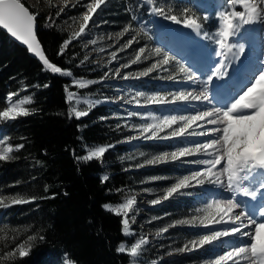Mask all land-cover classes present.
Listing matches in <instances>:
<instances>
[{"label": "snow or ice", "instance_id": "1", "mask_svg": "<svg viewBox=\"0 0 264 264\" xmlns=\"http://www.w3.org/2000/svg\"><path fill=\"white\" fill-rule=\"evenodd\" d=\"M62 3L63 7L59 8L54 17L52 15L45 17L44 27H53L56 19L63 15L69 7L80 6L84 7L85 11L82 13L79 30L72 32L62 41L57 52V55L61 57L66 54V50L73 41H79L86 37L91 27H100L96 17L99 15V10L107 5L108 0H89L87 3L85 0H77L75 4H70L69 0H62ZM226 4L230 7L240 5L243 10L219 14L220 27L216 30L215 36L209 37V39L214 40L217 46L214 49V55L221 59L213 61L207 72L198 76L199 69L194 70L190 64L182 63L177 60L176 56L170 55L161 47H155L149 52L148 45L145 44L138 47L133 59L116 68L111 75L112 78L124 80L139 79L157 70L167 72L170 66L176 65L178 71L184 74V82L189 83L190 88V82L199 81V91L195 89L178 90L168 94L171 99L156 93L147 97V103L160 107L199 102L202 105L200 110H192L187 115H165L162 118L145 117L152 122L140 124L138 126L139 135L128 137L125 141L130 142L132 139L188 140L187 145L177 147L170 153L163 152L156 155L146 160L145 165H137V167L155 166L163 163H194L199 166L197 170L183 175L168 186L160 198L149 201L151 205L163 203L177 195L185 194L188 189L205 184L217 186L233 194L230 199L214 200L207 203L204 209L197 210L208 212V210L214 209V214L208 212L205 217L193 216L191 219L176 220L159 230L157 235L166 232L168 228L177 226L207 228L220 225L219 230H211L201 236L198 242L190 241L191 247L186 244L176 251H198L223 238L239 237L242 238L241 243L211 258L208 264H264V60L259 61V67L251 73L247 82L238 88L230 89L228 80L225 79L226 77L231 79L230 67L233 66L234 61L246 55L245 46L229 43V37L235 36L244 25L259 24L264 31V0H226ZM53 7L58 6L53 5ZM140 9H147L148 13L153 16L183 24L198 34L203 28L201 21L211 20V16L207 13L203 17H198L186 7L179 14H175L171 8L158 4L157 0H124L123 10L130 17V22L115 36L117 40L126 35L130 38L111 53L109 63L117 59L119 52L130 49L134 44L139 45L141 34H147L143 26L137 30L131 24L132 20L139 19L135 13ZM39 15V12L31 11L29 7H26L22 0H0V28L7 30L11 37L25 45L27 50L42 62V71L52 75L71 77L73 73L70 69L62 68L57 63L50 61L45 54L37 34ZM69 19L73 22L76 21L75 17ZM205 36H208V33H205ZM96 43V39L89 40V44L95 45ZM87 46L85 45V47ZM149 55L156 59L135 77L131 73H122V68L131 67L137 62H141L142 58L148 59ZM196 55V53L192 54L193 59L196 58ZM88 59L89 57L85 56L80 63L83 64ZM109 75L110 72H105L99 81L74 80L72 87L85 89L91 84L103 82ZM201 76L204 78L201 79ZM174 78V76L167 77L169 80ZM48 86L45 84L43 87ZM210 86L213 87L210 88ZM37 87L39 86L37 85ZM27 90L28 86L24 85L23 91ZM213 90L216 92L214 96L210 95ZM66 91L68 92L66 103L70 105L69 118L80 119L89 114L88 111L78 110L74 105H87L91 109L101 102L79 99L75 92L68 91V86H66ZM144 95L143 92L136 93V97ZM16 97H20V90L9 92L3 98L7 106L0 110V124H11L13 121L31 114L28 107L22 106L31 104V97L15 101ZM213 99H216V104H212ZM136 103L139 104V100H136ZM134 115L137 114L128 113L129 117ZM100 119L106 118L101 117ZM117 127L119 128L120 125L118 124ZM165 130H167V134L162 136L161 133ZM196 137H200V139H195ZM7 140V137L0 139V145H5ZM23 147V144L17 145L15 148L11 144L0 147V161L10 160L12 158L10 154ZM111 147L114 145L95 147L76 159L85 162L95 159L102 162L103 156ZM201 156L205 158L200 159ZM155 179L159 178H152V180ZM108 180L107 175L101 178L102 183H106ZM121 191V189H117V192ZM237 194L249 198L247 206L238 200ZM4 199V197H0V208L2 209L34 203L37 198L34 196L29 198L13 197L8 203H5ZM136 204V196H131L118 203L117 207H113L111 204L103 205L106 211L121 217V234L125 238L135 235L134 230L131 229V223L135 222V216L129 214L136 211L134 208ZM198 219L199 223H197ZM37 239L43 240L44 237L43 235L27 236L25 240L15 243L9 250L0 253V260L6 262L22 260L29 254L32 246L30 242ZM148 244L149 238L143 236L132 243L130 247H126L124 242L119 243L116 251L130 258H138L143 246ZM151 264H157V261L153 260Z\"/></svg>", "mask_w": 264, "mask_h": 264}, {"label": "trees", "instance_id": "2", "mask_svg": "<svg viewBox=\"0 0 264 264\" xmlns=\"http://www.w3.org/2000/svg\"><path fill=\"white\" fill-rule=\"evenodd\" d=\"M22 1L37 12L26 0ZM163 1L196 12L193 0ZM109 4L113 5L112 15H126L124 0H110ZM55 13L53 9L39 15L38 35L49 58L70 69L71 77L42 71V65L0 28V110L7 106L3 98L9 92L20 90V97L32 99L25 105L30 115L1 124L9 143L14 148L20 144L24 147L11 153L10 160L0 161V197L5 198V203L13 197L37 198L34 203L0 208V253L29 235L44 237L30 242L29 254L22 260H0V264H128L129 256L116 251L124 240L121 217L103 207H117L133 196L135 169H129L130 162L122 156V151L127 150L122 138L127 132L109 117L112 104L103 102L107 95L102 94V82L85 89L72 87L74 80L99 81L104 74L80 40L73 41L64 56L57 55L62 41L71 33L59 26L60 17L53 27H44L45 17H54ZM135 14L139 21L151 24L147 9ZM217 22L211 19L208 27L215 30ZM85 56L89 59L81 64ZM45 84L49 86L43 87ZM24 85L28 86L26 92ZM66 86L79 99L101 102L91 109L82 105L89 112L87 116L69 118ZM108 145L114 147L105 153L102 162L76 159L87 150ZM105 175L109 180L102 183Z\"/></svg>", "mask_w": 264, "mask_h": 264}, {"label": "rangeland", "instance_id": "3", "mask_svg": "<svg viewBox=\"0 0 264 264\" xmlns=\"http://www.w3.org/2000/svg\"><path fill=\"white\" fill-rule=\"evenodd\" d=\"M26 1L37 9V12L40 14L53 9L57 12L60 7H63L62 0ZM109 1L110 0H108L106 6H103L99 10V15L96 17L100 27H91L88 30V35L80 40V44L84 46L89 57L99 65L103 74H105V72H110L109 77L102 82V94L107 95L106 100L103 102L107 101V103L112 104L109 109V117L114 118L117 123L122 125L124 131L127 132V135L122 138V142L127 144V150L122 151V156L127 159V162H130L129 169H135L133 172L134 178L131 192H133V196H136L137 204L134 205L136 211L129 214L130 216H135V222L131 223V229L134 230L135 235L130 238L124 237L122 242L125 243L126 247H130L132 243L143 236L149 238V244L143 246L141 255L138 258L129 257L128 264H133V261L134 264H151L153 260L157 261V264H208L211 258L229 249L237 239H222L223 241L220 240L198 251L177 252L176 249L182 248L186 244L191 247L190 241L195 240L198 242L199 238L204 234L209 233L211 230H219L221 227L220 225L209 226L207 228L177 226L168 228L166 232H162L160 235H157V233L176 220L191 219L193 216L198 218L205 217L208 212L214 214V209L208 210V212L197 210L204 209L207 203L219 200L221 196L223 198H229L232 197L233 194L225 192L221 190L222 188L217 186L205 184L203 186L188 189L185 194L177 195L168 201L153 206L149 201L160 198L168 186L180 179L183 175L190 174L191 171L197 170L199 166L194 163H163L155 166L143 167H137V165H145L146 160L156 155L162 154L163 152L170 153L177 147L185 146L188 140L132 139L130 142H125L128 137H136L139 135L138 126L140 124L152 122L150 119H145V117L156 116L162 118L165 115H187L190 114L192 110H200L202 105L199 102L160 107L147 103V97L156 93L168 96L169 93H174L178 90L195 89L199 91V81L190 82V88L189 83L184 82V74L178 71L176 65L170 66L167 72L157 70L139 79L124 80L121 78H112L111 75V73L115 72L116 68L133 59L138 47L145 44L148 45L149 52L155 47H161L165 51H168L170 55L176 56L177 60L188 64L183 55H177L174 51V47L168 45L167 36L165 38L162 37V33L169 35V33L172 34L173 31L181 32L186 31L188 28L184 27L183 24L176 23L180 26V29H173L170 27L173 21L153 15L150 17L151 24H149L148 21L142 22L139 20H132L131 24L133 28L138 30L140 26H143L147 34H141L139 37V45L134 44L130 49L119 52L117 54V59L109 63L111 60V53L116 51L120 45L130 38V36L126 35L117 40L115 34L120 32L125 25L129 24L130 17L127 14L125 16L119 14L122 17H118L119 15H112L113 13L110 12V8L113 5L109 4ZM76 2L77 0H69L70 4H75ZM87 2H89V0H85V3ZM193 2L196 4V12L194 15L203 17L207 13L211 16V19H218L217 29L220 27V13L236 11V5L230 7L226 4V0H193ZM222 2H224L223 6H221ZM158 4L169 7L173 11H177L178 14L181 11L180 7H173L163 0H158ZM53 5L58 7H53ZM84 11V7H69L66 12L60 16L58 22L59 26L70 33L78 31ZM70 17H75L76 21L73 22L69 19ZM105 21L106 23H104ZM209 21H201L203 28L199 34L188 29L187 32L191 35L192 40L195 39L197 35L204 38L205 33H208L206 38L215 36L217 29L210 31L208 27ZM248 26L249 25H244L242 27L247 38H245L246 40L242 38L243 40L241 39V42L246 43L247 40H249L255 43V46L251 50V52L254 53V56H252L253 63L251 65L252 67L254 66V71L259 67V61L264 60V45L259 41L258 37V29L261 25L256 24L253 28ZM238 34L242 35L243 33L239 30L235 36ZM91 39H96L97 43L95 45L89 44V40ZM211 41L210 47L214 50L217 46L214 40L211 39ZM85 45L88 46L85 47ZM101 49H104V51H101ZM251 52L248 55L246 54V56H250ZM155 59L156 57L149 55L148 59L142 58L141 62H137L128 68H122L121 71L125 74L131 73L132 76L135 77L140 71L150 66ZM212 59L215 61L221 58L214 56ZM191 66L194 70L197 69L193 65ZM200 74L201 71H198L197 75L200 76ZM250 75L251 73H246L247 77ZM168 76H174L175 78L169 80L167 79ZM203 78L201 77V79ZM137 92H143L145 95L143 97H136ZM26 98L28 97H16L14 100L18 101ZM168 99H171V97L168 96ZM136 100H139V104L136 103ZM25 105L26 104L22 106ZM74 106H76L78 110L85 111L82 105ZM130 112L136 113L137 115L129 117L128 113ZM197 131L199 130L197 129ZM166 134L167 130L161 133L162 136ZM3 137L6 136L3 134L2 125L0 124V139ZM195 139H200V137H196ZM7 144L10 143L6 141L5 145H0V147L7 146ZM199 158L204 159L205 157L201 156ZM154 177L159 179L152 180ZM146 189L147 191H145ZM218 191H221V195L217 193ZM197 223H199V219ZM237 243H241L240 240ZM237 243L234 245H238ZM66 264L73 263L66 261Z\"/></svg>", "mask_w": 264, "mask_h": 264}, {"label": "bare ground", "instance_id": "4", "mask_svg": "<svg viewBox=\"0 0 264 264\" xmlns=\"http://www.w3.org/2000/svg\"><path fill=\"white\" fill-rule=\"evenodd\" d=\"M235 10L236 11H242L243 10V8H242V6H240V5H236L235 6ZM170 27H172L173 29H180V26L179 25H177L176 23H172L171 24V26ZM185 27V26H184ZM248 27H250V28H253L254 27V25H249ZM247 27V28H248ZM183 28V27H182ZM185 29V28H184ZM247 30V29H246ZM251 30V29H250ZM256 30V29H255ZM254 30V31H255ZM188 31V29H186V31H181V32H176V31H173V33L174 34H170L169 33V35H166V33H162V37L163 38H165L166 36H167V39H168V45L169 46H173L174 47V51H175V53L177 54V55H183V47L180 45L181 43H179L180 41L178 40V38L180 39L181 37H182V35L181 34H183V36H186L188 39H189V41L188 42H194L195 40L193 39L192 40V37H191V35H189L188 33L189 32H187ZM240 31H242V35H240V37H241V39L242 38H244V40H246L245 38H247L246 36V33L245 32H243L244 30H243V28H241L240 29ZM258 32H259V41L260 42H262L263 43V45H264V31H262V28H261V26H260V28L258 29ZM193 36H195V35H193ZM236 37L237 36H232V37H229V43H234V42H236L235 40H236ZM191 40V41H190ZM243 40V39H242ZM191 48L193 49V51H196L197 50V48H195V47H193V45L190 47V49H189V51H191ZM245 49H246V47H245ZM235 50V49H234ZM187 51V50H186ZM248 55V54H247ZM197 56V55H196ZM252 56H254V53L253 52H251V55L250 56H243L242 57V59H244L245 60V62L247 63V66L243 69V70H246L247 71V73H252L253 72V68H251L252 66V63H253V57ZM185 58V57H184ZM200 61H201V59H200ZM202 62V61H201ZM188 64H191V65H193L194 67H195V63L193 62V61H191V60H189L188 62H187ZM234 64H236V60L234 61ZM234 64H233V67H234ZM249 65V66H248ZM255 65V64H254ZM199 69V71H201V73H205V72H207V70H208V68H205V67H202V68H198ZM255 71V70H254ZM244 72V71H243ZM202 78H203V76H201ZM228 79V78H227ZM229 80V83H230V81L232 80V81H234V76L232 75V77H231V79H228ZM239 81H240V79H238V80H236L235 81V84L237 85L238 83H239ZM239 86H241V85H239ZM213 86H210V88H212ZM234 87V86H233ZM200 90V89H199ZM210 95H215L213 92H211L210 93ZM213 103H215L216 104V99H214L213 101H212V104ZM221 190H224V189H221ZM225 191V190H224ZM225 192H228V191H225ZM217 193H219V195H221V191H218ZM222 197V196H221ZM219 198V200H227V199H230V198H232V197H229V198ZM237 198H238V200H240L239 199V196H237ZM227 238H235V239H237V241L235 242V243H233V245L232 246H234V244H236L239 240H240V242H241V239L242 238H239V237H226V238H223V240H226ZM222 240V241H223ZM238 244V243H237ZM231 246V247H232ZM230 247V248H231ZM74 264V263H73Z\"/></svg>", "mask_w": 264, "mask_h": 264}, {"label": "water", "instance_id": "5", "mask_svg": "<svg viewBox=\"0 0 264 264\" xmlns=\"http://www.w3.org/2000/svg\"><path fill=\"white\" fill-rule=\"evenodd\" d=\"M22 3H24L25 4V6L26 7H29L25 2H23L22 1ZM30 8V7H29ZM30 10H31V8H30ZM32 11V10H31ZM38 28H39V24H38V20H37V34H38ZM2 30H4L6 33H7V30H5V29H3V28H1ZM8 35H9V37L13 40V41H15L17 44H19L20 46H22L23 48H25L26 50H27V47L25 46V45H23L21 42H19V41H17L15 38H13V37H11V35L9 34V33H7ZM38 38H39V35H38ZM39 40H40V38H39ZM41 41V40H40ZM42 43V42H41ZM42 46H43V44H42ZM43 49H44V51H45V48H44V46H43ZM28 51V50H27ZM28 53H29V55H31L33 58H35L41 65H42V62H40L39 60H38V58H36L35 56H34V54H31L29 51H28ZM45 54L47 55V53H46V51H45ZM48 56V55H47ZM48 58H49V56H48ZM50 59V58H49ZM50 61H52L51 59H50ZM53 62V61H52ZM60 66V65H59Z\"/></svg>", "mask_w": 264, "mask_h": 264}]
</instances>
